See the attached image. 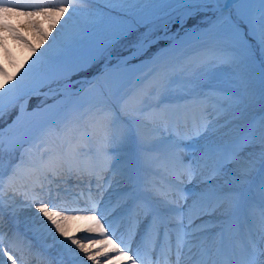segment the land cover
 <instances>
[{"label":"snow or ice","instance_id":"obj_1","mask_svg":"<svg viewBox=\"0 0 264 264\" xmlns=\"http://www.w3.org/2000/svg\"><path fill=\"white\" fill-rule=\"evenodd\" d=\"M10 10L50 23L46 31L33 24L45 47L19 36L30 57L10 74L0 64V118L15 108L23 117L27 99L52 83L60 87L45 98L62 99L30 116L46 123L61 107L82 108L72 76L101 60L103 72L118 46L128 55L116 66L138 73L139 86L118 106L66 114L37 139L38 153L29 146L9 161L7 175L0 155V264H26V253L37 264H264V0H0V13ZM161 39L166 49L130 65ZM220 67L228 69L222 82L208 84ZM2 137L0 154L26 142L6 148ZM133 139L157 150L163 181L131 182L122 153ZM18 196L36 209L33 236L53 241L43 250L18 246L19 234L4 230Z\"/></svg>","mask_w":264,"mask_h":264},{"label":"rangeland","instance_id":"obj_2","mask_svg":"<svg viewBox=\"0 0 264 264\" xmlns=\"http://www.w3.org/2000/svg\"><path fill=\"white\" fill-rule=\"evenodd\" d=\"M90 6L93 7L92 5ZM26 11L29 10H10L7 14L0 13V24L6 21L11 26L9 29H5L0 26V64H3L4 67L7 68L9 74L14 71L15 66L18 63L23 62L26 58L30 57L28 45L24 40L19 39V36L25 37L32 45H38L40 34L39 31L33 27V24L38 25L41 30L46 31L50 23L48 18L44 15L38 14L28 16L25 14ZM207 15H211V13H208ZM200 19L201 17H196L188 20L185 28L190 29L193 26L198 25ZM178 27V24H174L171 29L172 32H175ZM200 27H207V25H200ZM13 31H15L18 35L14 36ZM54 32L55 30L49 33V35H53ZM182 34L183 33H181V35ZM205 39L211 42L210 37ZM47 43L48 42L45 41L44 44L38 45L37 51H40L47 45ZM164 43H166L168 46L170 41L168 39H161L157 44H154L148 50V52H150L149 54L147 52L144 56L131 61L130 65H139L141 61H147L148 58L152 57L154 53H157L159 46H161V48L163 47ZM125 54H127V51H123L122 47L118 46L113 52V58L111 62L116 59L117 55L123 56ZM104 64L105 61L101 60L87 71L78 72L71 78V83L73 85L71 91L77 92L78 90L83 89L80 95L83 97L84 105L88 101L93 102L96 100L99 101V103L106 102L108 104L118 106L121 102H123V100L127 99L131 95L136 87L139 86V74L131 72L125 67L122 69L120 67L112 68L110 70L111 72L103 73L101 79H98V77L97 80L93 79V76L91 75ZM21 71H23V69H21ZM227 72L228 69L225 67L212 70V72L209 74L208 84L213 85L221 83L224 74ZM17 75H19V73H17ZM2 79L3 77H0V80ZM78 80L90 81V83L77 84L76 81ZM134 84L137 86L134 87ZM59 87V84L52 83L47 87L41 88L39 95L34 94L28 98L27 111L23 114V117H21L19 108H15L11 110L6 109L2 118H0V130H3L2 139L6 148L9 142L15 141L20 137H23L26 141L23 145V148H17L14 153L5 150L2 154H0L2 155L4 164L6 165L5 175H7V172L10 170L9 161L14 164L20 158V152L23 151L24 148L32 146L33 151L38 153V149L35 147L36 141L40 138L44 131L50 128L54 123L59 126L68 113L73 114L72 118H74L76 115H79L80 108L74 110L71 104L59 108V110L56 111L54 115L45 114L43 119H46V123H42V118L38 115H29L33 113H40L48 106L58 104L62 97L50 95L46 99L45 93H54ZM101 92L103 93L102 96L100 95ZM73 99L77 98L74 97ZM14 121L15 123H13ZM133 129H135V125H133ZM48 139L49 143H53L55 141L54 136H50ZM41 147H43V145H41ZM156 152L157 150L155 148L148 150L142 147L141 144L135 139H133L129 142L122 153L125 163L131 170V182L136 183L141 189L144 185L150 184L149 181L145 182V180H151L152 182L157 181L159 178L158 173H162L160 170L148 171L149 169H147L150 166L158 168V162L154 161L153 159L156 155ZM254 174L257 175L255 172ZM162 177L164 179L163 173ZM253 177L254 176L252 175L250 179ZM117 178L122 181V184L129 183L126 176H118ZM195 187L196 182L188 185V188L193 189ZM247 188L248 186L245 185V189ZM75 190L78 191V189ZM98 196L99 193H97V197ZM24 203L25 202L23 201V198L18 196L16 197V207L18 208L17 215L12 216L7 210L4 212V230L6 232L10 231L19 234L20 239L17 240L18 246H26L27 242L31 241L34 248L43 250L45 244H51L53 241L51 239H48L46 242L38 241L33 236L32 232L30 231L31 224L24 213V210L26 209V207H24ZM47 255L55 257L57 255L56 249H48ZM25 259L26 264H37V260L33 258L31 254L26 253Z\"/></svg>","mask_w":264,"mask_h":264},{"label":"trees","instance_id":"obj_3","mask_svg":"<svg viewBox=\"0 0 264 264\" xmlns=\"http://www.w3.org/2000/svg\"><path fill=\"white\" fill-rule=\"evenodd\" d=\"M93 7H95V6H97V5H92ZM210 43V42H209ZM168 46H167V44L166 43H164V45H163V47L161 48V46H159V49H166ZM150 52H148V54H149ZM257 58L259 59L260 57H259V53L257 54ZM121 67V66H120ZM111 69H107V70H104L102 73H100V75H99V77H98V79L100 78L101 79V77L103 76V73H105V72H107V73H109V72H111L110 71ZM80 74V73H79ZM97 80V79H96ZM138 83V82H137ZM133 84V83H132ZM137 85L136 84H134V87H136ZM97 103H99V101H88V102H86V104L84 105L83 104V107L82 108H80V110H79V113H80V111L81 112H85L91 105H93V104H97Z\"/></svg>","mask_w":264,"mask_h":264},{"label":"bare ground","instance_id":"obj_4","mask_svg":"<svg viewBox=\"0 0 264 264\" xmlns=\"http://www.w3.org/2000/svg\"><path fill=\"white\" fill-rule=\"evenodd\" d=\"M35 212H36V209L34 207L33 208H26L24 210V213H25L26 217L28 218L29 223H30L31 218L33 217ZM68 226H69L70 230L74 231L77 227V222H70ZM77 234L80 235V233H77ZM50 250H52V248ZM113 258H115V257H113ZM5 259H6V257H5ZM88 264H91V262H88ZM102 264H103V262H102Z\"/></svg>","mask_w":264,"mask_h":264}]
</instances>
